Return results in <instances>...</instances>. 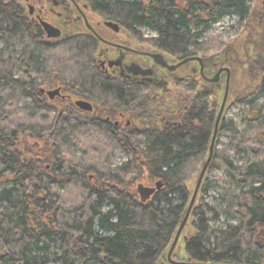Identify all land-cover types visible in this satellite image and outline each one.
Listing matches in <instances>:
<instances>
[{
	"label": "trees",
	"instance_id": "obj_1",
	"mask_svg": "<svg viewBox=\"0 0 264 264\" xmlns=\"http://www.w3.org/2000/svg\"><path fill=\"white\" fill-rule=\"evenodd\" d=\"M250 1L79 0L98 20L152 31V46L181 58L222 50L225 43L203 34L224 17L260 34ZM35 2L0 0V264H167L216 115L199 99L181 129L119 138L105 126L59 116L44 99L49 86L64 83L114 107L126 105L134 91L98 76L92 39L64 32L58 43L40 42V27L26 20L24 9ZM262 7L258 1L256 10ZM248 84L232 87L249 106L246 131L224 117L219 139L228 142L218 149V139L209 167L221 170L238 193L208 179L200 190V200L216 191L223 215L237 224L211 230L199 200L175 260L264 264V84ZM116 156L123 160L117 165ZM157 182L161 188L142 201L138 186Z\"/></svg>",
	"mask_w": 264,
	"mask_h": 264
},
{
	"label": "flooded vegetation",
	"instance_id": "obj_2",
	"mask_svg": "<svg viewBox=\"0 0 264 264\" xmlns=\"http://www.w3.org/2000/svg\"><path fill=\"white\" fill-rule=\"evenodd\" d=\"M50 1L51 6L45 4L46 0H36L32 14L29 12L26 17L40 27V42L58 43L62 36L47 38L40 20L54 25L61 34L69 32L92 39L97 44L94 67L98 76L119 89L134 91L126 105L114 107L64 83L45 88L42 93L46 103L53 105L59 116H68L77 123L105 126L118 138L125 133L181 129L186 126L199 99H206L208 112L215 117L227 75L228 90L232 92V87L237 89L236 83L249 82L250 87L260 81L264 84V1L262 10L252 14L258 19L260 34L254 36L250 29L244 31L242 28L222 50L208 56L190 53L184 58L152 46L150 40L156 38L155 34L147 36L139 31L131 32L117 23L92 17L87 6L81 5L79 0H74L75 4L71 0ZM30 6H24V9ZM108 22L117 25V29L106 26ZM156 54L161 55L166 67L154 58ZM195 58L203 60L200 63ZM187 59L193 60L180 65ZM54 90H59V94L51 99L48 93ZM235 91L232 105L241 99V94ZM80 101L89 103L91 110L78 107L76 103Z\"/></svg>",
	"mask_w": 264,
	"mask_h": 264
},
{
	"label": "rangeland",
	"instance_id": "obj_3",
	"mask_svg": "<svg viewBox=\"0 0 264 264\" xmlns=\"http://www.w3.org/2000/svg\"><path fill=\"white\" fill-rule=\"evenodd\" d=\"M264 0H252L248 2V6L250 8V13L258 14L259 10L257 8V2ZM259 8V7H258ZM244 26V23L239 21V19L235 16L224 17L219 20L216 24L210 26L203 34V38L205 40L212 39L218 42H222L228 44L234 38H236L240 33ZM142 33L147 36H153L154 33L150 30H142ZM249 106L244 105L240 101H236L230 108L227 110L225 114L226 119H232L238 126L240 132L246 131V121L244 119V114ZM228 142V138L226 136H221L219 139L218 149L224 148ZM231 159L234 161L236 165H239L238 158L233 155L232 152H229ZM121 156H116L113 160L115 165L122 162ZM207 179L210 182H217L223 188L228 189L233 196L238 193V189L233 186L226 178L221 170L209 172ZM149 187V186H146ZM154 187V186H152ZM150 188V187H149ZM203 202L202 205H199V212L203 214L205 217L207 224L211 230H223L230 225H236L237 221L233 219H228L223 215V205L221 203L220 195L214 191L209 190L205 195L201 197ZM176 203V201H175ZM192 216V214H191Z\"/></svg>",
	"mask_w": 264,
	"mask_h": 264
},
{
	"label": "water",
	"instance_id": "obj_4",
	"mask_svg": "<svg viewBox=\"0 0 264 264\" xmlns=\"http://www.w3.org/2000/svg\"><path fill=\"white\" fill-rule=\"evenodd\" d=\"M71 1L75 4L74 0H71ZM55 5H56V3H55ZM84 6L86 7V5H84ZM33 10H34V7L31 5L29 7L30 14H32ZM38 18H39V16H38ZM83 18H84L85 22H87L86 17L84 15H83ZM40 25H41L42 29L44 30V33L46 34L47 38H49V39H57L60 37V35H62L60 33V30L57 27H55L54 25H52L48 22L40 20ZM86 25H87V23H86ZM106 26L117 29V25H115L114 23H111V22L106 23ZM87 27L90 28L88 25H87ZM96 37L99 40H101V38L98 35H96ZM154 58L160 63V65H162L163 67H166V64L162 60L161 55L156 54V56H154ZM191 60H193V59H187V60L183 61L182 63H180V65L186 63L187 61H191ZM194 60L201 63L203 59L195 58ZM171 69H173V68H171ZM228 83H229V75H227L225 91H224L223 97L221 98V103H220L218 110L216 112V117L214 120L213 129H212V135H211L210 143L208 146L207 157L203 161V163L200 167V170L198 171V174L194 180V185L192 187V192H191L187 207L184 211V214H183L181 222L177 228L175 236L172 240L171 246H170V248L166 254L167 264H202V263L191 262L189 259H183L181 261L175 260L172 258V256H173L176 248L178 247V244L180 243V240L182 238V233H183L187 223L190 220L193 209L196 206H198V204H199L200 190H201V187H202L204 181L208 177L209 167H210V164H211V161L213 158L214 149H215L216 143L219 139L220 122L224 119L228 108L232 105V102L229 101L230 97H231L229 93H231V91L228 90ZM228 91H229V93H228ZM58 94H59V90H54V91H51L48 93V95L51 99H53ZM76 104L78 107H80L84 111H90L91 110V106L87 102L80 101V102H77ZM161 185H162L161 182H157L154 185V187H150V188L139 185L138 186V194H139L141 200L145 201V200L149 199L157 190H159L161 188Z\"/></svg>",
	"mask_w": 264,
	"mask_h": 264
}]
</instances>
